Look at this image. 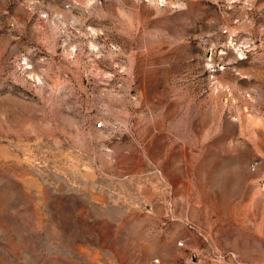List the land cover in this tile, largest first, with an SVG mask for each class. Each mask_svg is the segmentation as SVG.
<instances>
[{"label": "rangeland", "instance_id": "obj_1", "mask_svg": "<svg viewBox=\"0 0 264 264\" xmlns=\"http://www.w3.org/2000/svg\"><path fill=\"white\" fill-rule=\"evenodd\" d=\"M0 264H264V0H0Z\"/></svg>", "mask_w": 264, "mask_h": 264}]
</instances>
